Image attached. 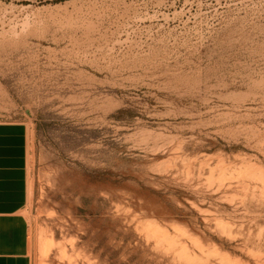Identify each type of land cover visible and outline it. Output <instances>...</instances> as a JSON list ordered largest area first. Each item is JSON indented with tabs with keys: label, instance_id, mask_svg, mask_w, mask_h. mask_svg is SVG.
I'll return each mask as SVG.
<instances>
[{
	"label": "rangeland",
	"instance_id": "obj_1",
	"mask_svg": "<svg viewBox=\"0 0 264 264\" xmlns=\"http://www.w3.org/2000/svg\"><path fill=\"white\" fill-rule=\"evenodd\" d=\"M0 123L33 264H264V0H0Z\"/></svg>",
	"mask_w": 264,
	"mask_h": 264
},
{
	"label": "crops",
	"instance_id": "obj_2",
	"mask_svg": "<svg viewBox=\"0 0 264 264\" xmlns=\"http://www.w3.org/2000/svg\"><path fill=\"white\" fill-rule=\"evenodd\" d=\"M30 197L27 127L0 123V264H33Z\"/></svg>",
	"mask_w": 264,
	"mask_h": 264
},
{
	"label": "bare ground",
	"instance_id": "obj_3",
	"mask_svg": "<svg viewBox=\"0 0 264 264\" xmlns=\"http://www.w3.org/2000/svg\"><path fill=\"white\" fill-rule=\"evenodd\" d=\"M47 245H49V244H47ZM50 246V245H49ZM47 248L49 249V247L47 246L45 249L47 250ZM46 252V251H45Z\"/></svg>",
	"mask_w": 264,
	"mask_h": 264
}]
</instances>
